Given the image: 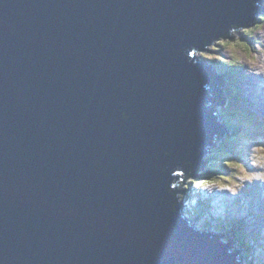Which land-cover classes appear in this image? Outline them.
Masks as SVG:
<instances>
[{"label":"water","instance_id":"95a60500","mask_svg":"<svg viewBox=\"0 0 264 264\" xmlns=\"http://www.w3.org/2000/svg\"><path fill=\"white\" fill-rule=\"evenodd\" d=\"M262 9L0 0V264H241L175 183L219 137L198 52Z\"/></svg>","mask_w":264,"mask_h":264},{"label":"rangeland","instance_id":"374dc122","mask_svg":"<svg viewBox=\"0 0 264 264\" xmlns=\"http://www.w3.org/2000/svg\"><path fill=\"white\" fill-rule=\"evenodd\" d=\"M258 4L262 5L263 6L262 8H264V0H258ZM258 13L264 14V13L257 12V14ZM256 19H257V17H256ZM257 22H258V20L256 22H251L250 24H255ZM237 35L239 36V38H242L240 35H244V34L238 32ZM231 36H232V38H228V39H230V40L236 39V38L234 39V37H236V36H234V35H231ZM249 41H250L249 46L252 48V53L256 57V66L253 67L250 64V62L246 58H244L240 62L243 64V67L233 68V67L227 66L223 69L224 70H232L235 73L234 78L233 79L231 78L232 82H233V87L229 83L230 78L227 79L228 83H229V86H228L229 89L230 88H232V89H235V88L243 89L244 88L243 94H244L245 100L253 101L252 109H255V111H259L261 113H264V71L261 70V64H264V36H262L261 33L254 31L251 33ZM213 49H216L217 51H214ZM206 50L204 52H208L210 55H213V56L219 55L220 57L221 56L227 57L229 60L232 59V57L230 55L231 50L225 49L219 43H215V45L209 44L208 50L207 51ZM237 55H242V53L238 52ZM201 57H203V56H201ZM227 58H226V60H228ZM216 61L217 60L214 61V59L210 60V62H214L218 66V62H216ZM243 80L246 82L245 84L243 83L244 82ZM225 90L223 91L224 95H226ZM231 95H232V92H230V96ZM225 97L226 96H224V98ZM233 99L235 100V98H233ZM230 101H228V102H230ZM225 103H227V101H225ZM225 103L222 105H220V103H219L218 104L219 109L222 106L225 107ZM240 104H241V106H243L242 103H240ZM224 107H222L221 109L224 110ZM261 119H262V124L264 125V114L261 115ZM237 120H238V118H237ZM242 124H244L243 127L251 126L250 123H248V124L242 123ZM257 134H260L257 138H256V136H257L256 135V136H252L251 139H249V140L242 141L241 139L243 136L241 135L240 128H239L238 133L235 135V137H237V138L234 139L232 147L230 149L231 151L229 152V150H228V152L226 151V153L221 154L220 160L217 159V155H218V153H220L219 149L223 148V147L220 146V139H218V137L212 142V144L207 149V151H205L207 154H205L206 156L204 155L205 157H203V158L207 159L206 158L207 156H209V157L211 155L213 156L209 160V162H208V160H205V162H207L209 164L214 163V162H220V164H223V165L221 167L219 166L220 177H217V176L214 177L215 179H217L219 181V184L210 185L209 187H205V188H209V191H211V192H213L215 188L217 191L215 190L214 193H209L207 191V193H206V191H204V189L200 188V193H202L201 197L204 196L205 198H207L209 200V204L207 205V207H205L206 210L202 209L199 211V213H203L204 215L200 214L201 217L198 218L199 222H196V224H198V226H201L203 228H206V227H204V224L207 222L208 225L213 226V227H211L213 230H215L216 226L219 225V227H221V231H219V233L223 234V235H221L220 240L225 242V243H228L230 240L232 241L234 239L232 236H229L225 233V231H227V229H226L227 225L223 221H225L226 219L229 220L232 217L233 218L237 217L238 220H241V217L243 220L248 219L245 222V225L247 226L246 229H248L250 231V236H249L250 238L248 237L247 244H246L247 250H248V252H246L247 253L246 260L248 258V260L250 262L249 263L247 262V264H253V263L264 264V253H263V250H261L264 247V235H263L264 234V226H261V224L258 223V222H260L258 220L256 221L257 223H255V221L253 219H250L248 217L249 214L244 213V209H246V208L250 209V207L251 208L257 207L256 210H253V211H255V213L256 212L264 213V202L261 201V203L262 202L263 203H262V205H259L260 199L264 196L261 197V195H260L258 198H255V199L250 201L248 199L250 195H244V193L242 192V189L245 187V185L247 184V182L249 180L248 179H241L242 176H252V179L250 181L252 183L256 179L255 175H253V174L264 173V164H263V162H264V146H262L263 144H261V142L259 141V138L262 137L263 134L261 135V132H259ZM224 135L226 136V134H224ZM263 138H264V135H263ZM240 145L243 147L244 150L239 151ZM216 150L218 152H216ZM234 151H236V152H234ZM235 164H239L241 167H243L244 171L241 172L239 168H236L234 166ZM225 178H227V179H225ZM184 180H185V177H184ZM190 180L191 179H189L188 181H190ZM259 181L262 182V180H260V179H259ZM188 183L191 184V182H188ZM220 184L224 185V187L221 188L219 186ZM184 189H186V188H183L182 190H184ZM193 189H195V188L193 187ZM195 191H197V190H195ZM217 193H218V195H217ZM189 194H191V191L187 192V194H186L187 198H189L188 197ZM181 195H183V194H181ZM216 195L218 197H216ZM238 195L241 196L240 197L241 200H239L240 198L239 199L236 198V196H238ZM221 199L223 200L221 202L223 205L217 203V202H220ZM180 200H181V197H180ZM238 200H239V203H238ZM190 204H191V206H194L192 201L190 202ZM215 204H216V206H215ZM185 209H187L186 211H184L185 214L189 215L190 214L189 212H191L190 210H192V209H189L188 206H185ZM181 211H183L182 208H181ZM250 211L251 210H249V212ZM192 214L196 216V213L193 211H192ZM212 219L214 222L212 221ZM221 221L223 223H221ZM262 225H264V222L262 223ZM255 226H257L256 229H254ZM255 230H256L257 234H260L258 237L254 236ZM256 242L258 243V247L255 245ZM237 246H238L237 242L235 241L234 243H231L230 248H232V250H237V252H240L239 248H237ZM254 246H256L257 248H254ZM237 256H239V257H237L239 260L241 255H237ZM252 261H253V263H251Z\"/></svg>","mask_w":264,"mask_h":264},{"label":"trees","instance_id":"16d2710c","mask_svg":"<svg viewBox=\"0 0 264 264\" xmlns=\"http://www.w3.org/2000/svg\"><path fill=\"white\" fill-rule=\"evenodd\" d=\"M250 36H251V34L250 35H245L244 34L243 36H241L242 38H240V39L244 40L248 44H250V41H249ZM223 58L226 60V57H223ZM215 60L216 59H214V61ZM239 63L240 62H238V64ZM218 66H219V70H221V72H225L223 68L227 67L228 65L223 64V63H221V61L218 60ZM237 67H240V66L237 65V66H234L233 68H237ZM230 74L234 78V76H235L234 71L230 70ZM235 90H237V91L235 92V95H233L234 97H232V95L230 96L231 97V101L228 102L227 105L225 104L226 106L224 107V110L221 109L222 107L219 109V110H222L221 114L225 115L227 120L231 121L233 123L232 124L233 126H231L232 137H230V135L228 133H225L226 137H223V142H220V146L223 147V148L219 149L220 153H218V155H217V159L218 160H220L221 154L226 153V151L228 152V150H229V152L231 151L230 149L232 147L233 141H234L235 138H237V137H235V135L238 133V132H236L234 130V128L235 129L240 128V133L243 136L242 139H241L242 141L249 140V139H251L252 136H256V135H257L256 136V138H257L260 135V134H257L259 132L264 133V125L263 124H261V126H257V125H254V124L250 123L251 126L243 127L244 124H241V123H247L248 124L249 121H253V122L255 121L254 116H253L254 114H250L249 112H247L243 108L239 107V103L242 100L240 98V96H239L240 88H235V89L230 88L228 91L233 92ZM233 98H235V100ZM213 107L219 108V106H213ZM237 118H238L240 123H238ZM235 124H238V125H236L234 127ZM240 150L241 151L244 150L241 145L239 147V151ZM216 152H218V151L216 150ZM234 152H236V151H234ZM212 157H213L212 155L210 157L207 156V159H205V160H208V162H209V160ZM205 160H204V163L208 164L209 167H208L207 171H205L203 168L201 170H199L198 171L199 177L202 178V175H203V176H205L206 179H211V177H213V176L220 175L219 166L221 167L223 164H220V162H214V163L209 164V163L205 162ZM212 221H213V219H212ZM225 221L228 222V226H229V228H226L227 231H225V233L227 235H229V236L234 237L236 239V241H237V244L239 243L238 246L241 249H242V247H244L246 249V252H248L247 246H246V244H247V240H246L247 236H246V234L248 232V229H246L247 226L244 225V224L239 223L238 221H240V220H238L237 217H234L232 219L225 220ZM233 222L235 223L234 224L235 225L234 228H233ZM216 228L218 229L217 232L221 231V227H219V225L216 226ZM249 236H250V231H249ZM246 252H244L245 256L247 255ZM251 263H253V262H251Z\"/></svg>","mask_w":264,"mask_h":264},{"label":"clouds","instance_id":"9594fccd","mask_svg":"<svg viewBox=\"0 0 264 264\" xmlns=\"http://www.w3.org/2000/svg\"><path fill=\"white\" fill-rule=\"evenodd\" d=\"M258 22L255 24H248V25H232L230 30V34L236 36L235 40H230L228 39L226 36H220L216 43H219L221 46H223L225 49H230L231 50V57L232 59L230 60H225L223 57L220 56H213L210 55L208 52H201L199 53V55L205 57L206 59H216L221 61V63L228 65L229 67H234L238 65V62H241L242 59L246 58L250 64L255 67L256 66V57L253 55L252 53V48L249 46V44L244 41L241 40L239 38V36L237 35V33H243L245 35H250L252 32L257 31L259 33H261L262 36H264V14H259L257 17ZM214 51H217L216 49H213ZM238 52H241L242 55H237ZM239 66L242 67L243 64L239 63ZM261 70L264 71V64H261ZM228 78L231 79V74H230V70H225L224 72ZM233 78V77H232ZM231 83V82H230ZM121 117L126 119L127 116L125 113H121ZM236 168H239L241 172L244 171L243 167H241L239 164H235L234 165ZM255 175V177L257 179H260L262 181H264V173H260V174H253ZM227 179V178H225ZM241 179H248L249 181H251L252 176H242ZM219 184V181L215 178H213L212 180H205L202 182V185L204 187H209L210 185H216ZM221 188L224 187V185L220 184L219 185Z\"/></svg>","mask_w":264,"mask_h":264},{"label":"bare ground","instance_id":"6f19581e","mask_svg":"<svg viewBox=\"0 0 264 264\" xmlns=\"http://www.w3.org/2000/svg\"><path fill=\"white\" fill-rule=\"evenodd\" d=\"M259 6H261V7H263L262 5H259ZM264 12V11H263ZM257 21V19L254 17V19H253V21H251V22H256ZM216 69L217 70H219V66L218 67H216ZM220 72H221V70H219ZM222 74H224L223 72H221ZM244 81V80H243ZM246 82L244 81V84H245ZM225 103V102H224ZM228 103V102H227ZM227 103H225V104H227ZM206 105H207V103H206ZM253 106V105H252ZM208 107V106H207ZM205 154H207L206 152H205ZM204 154V155H205ZM206 156V155H205ZM205 156H203V157H205ZM207 158V157H206ZM204 160H205V158H203V163H204ZM197 183H195V184H193V186H195ZM184 192L185 193H181V192H178L177 194H176V196L178 195L179 197H182V195L181 194H187V192H188V190L187 189H184ZM192 193V192H191ZM178 201H180V200H178ZM261 201H263L264 202V197H262L261 199H260V201H259V205H262V203H261ZM194 205H196V204H194ZM215 206H216V204H215ZM197 207V206H196ZM181 209V208H180ZM186 216H189L188 214L186 215ZM189 218V217H188ZM191 220V219H190ZM192 221V220H191ZM191 223H193V222H191ZM255 223H257V222H255ZM259 224H261L260 222H258ZM260 226V225H259ZM261 226H264V225H262L261 224ZM257 228V226H255L254 227V229H256Z\"/></svg>","mask_w":264,"mask_h":264}]
</instances>
